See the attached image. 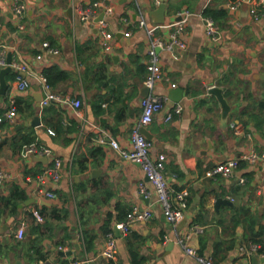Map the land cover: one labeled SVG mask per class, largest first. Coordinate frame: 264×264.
I'll return each instance as SVG.
<instances>
[{"label": "crops", "instance_id": "obj_1", "mask_svg": "<svg viewBox=\"0 0 264 264\" xmlns=\"http://www.w3.org/2000/svg\"><path fill=\"white\" fill-rule=\"evenodd\" d=\"M23 1L26 9L20 16L14 0H0V52L29 69L13 67L4 76L5 92L0 77V113L13 101L18 108L15 122L0 129V168L10 173L0 190V264H70L88 258L89 264H134L133 252L141 264H203L184 251L180 238L214 264H264L262 252L253 254L257 263L241 253L254 242L264 252V158L241 161L230 177L207 174L251 151L264 155V2L256 19L251 11L259 0H101L113 8L107 16L113 49L106 51L98 25L102 8L92 20L80 15L82 8L100 0ZM182 11L190 12L182 35L185 48L159 51L163 79L154 92L169 101L146 127L152 158L166 155L172 196L187 192L184 217L173 225L140 164L119 156L109 143H99L97 135L105 131L123 149H133L131 133L143 112L150 40L166 39ZM208 11L214 14L220 41L207 35L203 17H210ZM141 19L146 27L139 26ZM44 42L57 53H45ZM54 68L58 72L49 80L46 75ZM36 74L46 77L53 92L81 100L82 118L68 104L39 105L37 95L45 92ZM20 76L29 83L24 90L18 87ZM213 87L222 89L228 114L210 93ZM177 89L183 91L181 101L175 100ZM177 102L182 114L167 121ZM48 128L56 134L50 135ZM24 137L29 144L49 148L47 160L24 157ZM56 160L62 162L60 180L42 184L37 176ZM141 183L150 197L141 193ZM18 187L24 198L13 213L5 200ZM42 190L56 196L48 198ZM219 197L233 206L216 209ZM134 206L149 208L152 215L124 237L117 224ZM34 208L41 210L44 222L35 220ZM22 224L26 231L19 240L16 231ZM109 233L117 245L111 258L104 255Z\"/></svg>", "mask_w": 264, "mask_h": 264}, {"label": "built area", "instance_id": "obj_2", "mask_svg": "<svg viewBox=\"0 0 264 264\" xmlns=\"http://www.w3.org/2000/svg\"><path fill=\"white\" fill-rule=\"evenodd\" d=\"M15 6L14 11L18 15H23L25 13L26 5L23 0H14ZM264 0H259L254 3L252 8V14L256 19H258L259 15L257 13V7L260 3H263ZM238 6V5H237ZM236 5H231V8L234 9L237 7ZM102 8L104 12V17L99 20V34L102 39V43L104 45V49L106 51H111L113 49L112 39L113 35L109 31V23L107 22V16H111L113 14V8L110 5H107L104 1H95L88 6L82 8L80 10L81 19L84 21L92 20L96 16L97 9ZM181 18L175 25L169 36L165 39L163 37H154L150 40V47L148 50V60H147V76L144 81V86L149 89V94L142 98L141 105L143 107V112L141 115V119L138 125H136L131 133V143L133 149L128 151L123 149L118 141L112 137H110L105 131H100L97 135V141L99 143H109L110 146L124 159L130 160L132 162L139 163L142 170L144 171L148 181L152 183L155 189V193L157 195V202L161 205L163 213L165 217L170 221L173 225H176L181 219L184 217V211L187 208V192L182 191L176 193L174 196L171 194V187L168 184L165 175V160L166 155L160 153L157 158H152L151 156V148L152 142L148 139L142 132L141 129L143 127H147L153 121L154 115L163 109L166 102L169 101L168 96L159 95L154 92V89L158 82L163 79V74L160 69V50H166L173 52L176 49L185 48L186 44L182 40V35L184 34L187 19L190 16V12L182 11L179 13ZM203 20L206 25L207 35L213 41H220L222 39V34L218 29L215 21L211 17H203ZM140 27H146V20L141 19L139 21ZM150 34L153 35V32L150 31ZM129 36V33H126ZM43 49L47 54H55L57 50L53 48L49 42L43 43ZM38 59H42L43 55H38ZM8 66H11L20 70V71H28V66L25 62H16L12 61L11 64L8 63V60L3 52H0V71ZM33 74V73H32ZM41 88L45 92V96L42 97L41 106H48L52 103H60V104H68L72 107L77 116L82 118L81 115V100L79 99H71L69 97H62L59 94L53 92L50 89V86L47 82L46 77L43 74H36ZM29 86L28 80L24 77H19L18 87L20 90H24ZM172 88H176L177 85L172 83ZM174 113H169L167 117V121L173 118L174 114L181 115L183 112V106L177 102L176 106L173 110ZM18 116V108L16 106L15 101L11 104V106L6 109L4 112L0 113V129L4 124H13ZM50 135H55V131L51 128L47 129ZM237 133H242V129H237ZM51 150L47 147H43L38 143L27 144L23 147L22 153L24 157H46L48 158L51 155ZM264 155H261L255 151H251L250 153L244 154L241 158L237 159H229L223 163L216 165L213 169L208 171V176L210 177H230L233 175L234 171L239 167L241 161H248L249 163H256L259 160H262ZM62 167V162L60 160H56L54 165L48 167L43 173L37 176L38 181L42 184H46L48 181L52 183H57L60 180L61 174L60 170ZM10 178V173L7 170L0 168V190L5 185L6 181ZM241 183H244L245 180L240 179ZM262 184L264 186V173L262 175ZM141 193L150 197L151 192L147 189L144 183L140 184ZM44 196L48 198H54L56 194L52 190L41 191ZM33 217L38 223L44 222V215L39 208H34L31 211ZM151 211L149 208H142L138 206H134L131 211L126 214V218L123 221H120L117 224L118 229L121 231L122 236H128L133 226L136 223L145 222L150 220ZM195 232H203V229L200 227H193L192 229ZM26 228L22 224L18 227L16 231V236L19 240L24 239ZM189 237V236H188ZM179 244L182 245L184 251L194 257L197 261L203 264H213L210 258H206L200 256L196 253L195 249L190 246L186 240L183 238L179 239ZM116 238L113 233H109L107 244L104 250V255L106 257L111 258L113 253L116 250ZM259 250V246L253 244L250 247L241 248V253L244 256H253L254 253H257ZM92 259L88 258L83 261H76L70 264H89Z\"/></svg>", "mask_w": 264, "mask_h": 264}, {"label": "water", "instance_id": "obj_3", "mask_svg": "<svg viewBox=\"0 0 264 264\" xmlns=\"http://www.w3.org/2000/svg\"><path fill=\"white\" fill-rule=\"evenodd\" d=\"M245 1H247V2H249L250 0H245ZM161 8L163 9L164 8V6H161ZM104 17V14H101V16H100V18H103ZM12 59H11V55L8 57V63L9 64H11L12 63V61H11ZM10 71H12V67L11 66H8V67H6V68H4V69H2L1 71H0V77H1V92H5L6 91V89H7V83H6V81H5V79H4V76L8 73V72H10ZM182 90L181 89H177V90H175L174 91V95H176L177 97H176V101H181L182 100V98H183V96H182ZM210 93H212V94H214V95H216L217 97H218V99H219V101H220V103H221V105H222V107H223V110H224V114H228V112H229V110H230V107H229V105H228V103H227V101H226V99H225V97H224V95H223V91H222V89H219V88H217V87H213L212 89H210ZM149 94V89L148 88H145L144 89V92H143V96L145 97V96H147ZM37 100H38V102H39V105H40V102H41V100H42V94L41 93H39L38 95H37ZM39 118L37 117L36 119H35V121L33 122V124L34 125H39L40 123H39ZM141 132L148 138V139H151V136H150V133H149V131L147 130V128H145V127H143L142 129H141ZM45 160H47L46 159V157H43ZM221 205H229V206H233V203H232V201L230 200V199H228V198H226V197H219L217 200H216V203H215V206H216V209H219V207L221 206ZM22 207V206H21ZM115 231L116 232H118V229L117 228H115ZM251 259H252V261L254 262V263H257L258 262V260H259V258H258V256H252L251 257Z\"/></svg>", "mask_w": 264, "mask_h": 264}, {"label": "trees", "instance_id": "obj_4", "mask_svg": "<svg viewBox=\"0 0 264 264\" xmlns=\"http://www.w3.org/2000/svg\"><path fill=\"white\" fill-rule=\"evenodd\" d=\"M207 15H209L212 18H215L214 14H212L211 11H208ZM56 72H58V69L54 68L50 72L47 73L46 77L49 78V80H50L51 79L50 74L51 73H56ZM30 141H31L30 138L24 137V142L22 143L23 145L21 144V147L26 145V144H29ZM23 198H24V194L18 187L11 193L10 197H8L7 200H5V203H6V205L10 206L12 208V212L15 213L16 209H17V206H18V201L23 199ZM252 244H255V245L259 246L258 253H260V252L264 253L263 249L260 248V245L258 243L254 242ZM133 254H134V264H141V261H139V259H138L137 253L133 252Z\"/></svg>", "mask_w": 264, "mask_h": 264}]
</instances>
